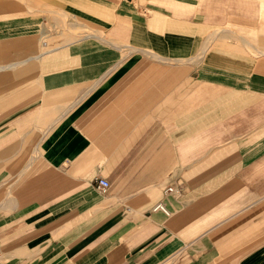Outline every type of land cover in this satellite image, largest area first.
I'll return each mask as SVG.
<instances>
[{
  "label": "crops",
  "instance_id": "0c3cea01",
  "mask_svg": "<svg viewBox=\"0 0 264 264\" xmlns=\"http://www.w3.org/2000/svg\"><path fill=\"white\" fill-rule=\"evenodd\" d=\"M0 264H264V0H0Z\"/></svg>",
  "mask_w": 264,
  "mask_h": 264
},
{
  "label": "built area",
  "instance_id": "2783aa9c",
  "mask_svg": "<svg viewBox=\"0 0 264 264\" xmlns=\"http://www.w3.org/2000/svg\"><path fill=\"white\" fill-rule=\"evenodd\" d=\"M95 186H96L98 191H100L101 193H104L109 188V182L104 177H98L96 179ZM173 190H175L174 186H169V187H167L166 192H171ZM152 209L153 210H160L163 213L168 214L167 209L165 208V206L161 202H158L156 205H154Z\"/></svg>",
  "mask_w": 264,
  "mask_h": 264
}]
</instances>
